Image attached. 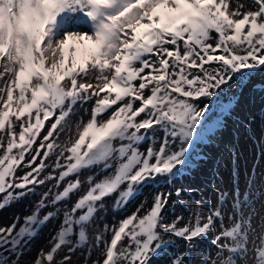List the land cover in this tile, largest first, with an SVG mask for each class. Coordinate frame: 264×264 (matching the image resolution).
I'll list each match as a JSON object with an SVG mask.
<instances>
[{"label": "snow or ice", "instance_id": "snow-or-ice-1", "mask_svg": "<svg viewBox=\"0 0 264 264\" xmlns=\"http://www.w3.org/2000/svg\"><path fill=\"white\" fill-rule=\"evenodd\" d=\"M259 71L264 0H0V211L47 189L0 226V264H158L177 241L168 264H264V130L251 122L215 201L185 205L187 222L183 188L105 220L108 200L125 212L190 171L210 131L203 101ZM56 221L47 251L22 261Z\"/></svg>", "mask_w": 264, "mask_h": 264}, {"label": "rangeland", "instance_id": "rangeland-1", "mask_svg": "<svg viewBox=\"0 0 264 264\" xmlns=\"http://www.w3.org/2000/svg\"><path fill=\"white\" fill-rule=\"evenodd\" d=\"M240 2L244 3L246 7L251 6V0H240ZM262 93H264V89H263V91H261V94ZM216 104H217V107L220 108V106L218 105V102ZM86 107H88L90 110L91 105H86ZM237 107L244 108L247 111V113L253 119V121L255 123L254 126L252 127L257 132L255 134H257V135L261 134V131L264 130V97H259L255 94V92H253L249 96H247L246 98L238 100ZM78 113L80 115H83V110L78 109ZM234 116L239 117L237 113H234ZM73 118L76 119V117H73ZM84 119L87 120L88 116L85 115ZM243 119L249 123V121L247 119H245V118H243ZM208 121H209V125L212 126L216 122V119L214 117H210ZM236 123L238 124V122H236ZM222 128L223 129L227 128V126L225 124H222ZM219 129L223 132V130L221 128H219ZM230 130L232 131L234 136L232 137V135H228L227 133H225V144L226 145L224 146V148L226 149L227 146L230 144L232 147H234L236 145H245L246 137L248 135L246 133L245 127H242L239 124V125H236L234 128H230ZM249 130H251V129L249 128ZM251 134H252V131H251ZM210 138H211L210 134L207 133L205 136V139L207 140L206 144H205V148H206L205 150H208L211 146L212 141L210 140ZM205 150L198 151L197 152V158L193 159V161L195 162L196 160H198L200 158V155H202ZM193 152H196V150H193ZM209 152H210V154H214L216 151L209 150ZM229 154H230V151H228L225 155H223V154L217 155L216 157L219 159L218 170H216L213 173H210L208 175H205V177L207 179L209 177H213L215 179L214 181L207 180L206 184H203L200 181V179L197 178V176L194 178H192L191 175L187 176L186 171H185L183 173L184 174L183 178L179 177L178 180L176 182H174V184L169 186V187L161 189V185H155L152 187L149 186V187L145 188L143 195L138 197V199L132 201L128 205L127 210L125 212L114 214L111 211V207H110L112 201H111V199L108 200L107 203L109 205V211L107 213H105V220L108 223H113V222L117 221V219L119 220V218H122L123 216L128 215L129 212L131 213L132 211H134L136 209V207L141 203V201L145 200V199L148 201V203L145 205V208L146 209L149 208L151 206V203H152V196L157 190L174 191L175 188H182V187H184L187 190V192L182 193L184 205L178 204L175 206V209H174L175 215L185 216L187 214H190V212L186 209L185 205L190 206L192 209H195V201L199 200L201 197L210 198L214 202L216 197H215L213 189H214V186H218V184H219L217 177L218 176L223 177V179L225 181H227L228 177H229V173L225 170V165L228 164ZM245 155L249 158V161H251L252 156L248 152H245ZM248 167L250 169L251 163L248 164ZM261 168H264V162H262ZM20 174H22V173L18 172V175H20ZM85 175H87V173H85ZM227 187L230 188L231 185H227ZM241 187L243 188V176H241ZM43 189H45V187H43ZM38 199H39V195H37V194L34 196L26 197L25 199L19 201L18 203L13 204L11 207L6 208L3 211H0V226H5V225L11 224L13 218L17 215H19L20 217H23L25 215L30 214L34 203ZM74 199H75V197H73V200ZM172 199L175 200L176 197L173 195ZM204 207L207 208V204H205ZM169 217L172 218L171 215ZM110 218H113L114 220H111ZM21 223H23L22 219H21ZM58 223H59V221H56L55 223H50L47 226H45L43 229L40 230L37 237L31 241V243L29 245V250L22 257V261L27 262L31 259H34L37 255V253L42 248L45 251H47L48 246H49L48 242L51 239L52 235L54 234V232L56 230V226L58 225ZM180 247H181L180 244L177 242L176 250L180 249ZM61 255H63V253H61ZM97 258H99L101 260L103 259V257L100 255V250L94 249L93 254H92V259L95 260ZM169 258L170 257L168 255H165L163 257L158 258V264L168 263ZM73 259L78 260L79 257L74 254ZM161 260H163V262Z\"/></svg>", "mask_w": 264, "mask_h": 264}]
</instances>
